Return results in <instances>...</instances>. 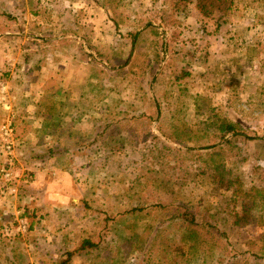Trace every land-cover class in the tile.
<instances>
[{
    "label": "rangeland",
    "instance_id": "obj_1",
    "mask_svg": "<svg viewBox=\"0 0 264 264\" xmlns=\"http://www.w3.org/2000/svg\"><path fill=\"white\" fill-rule=\"evenodd\" d=\"M174 2L0 0V264H179L185 210L187 264H264V0ZM233 174L253 226L225 213Z\"/></svg>",
    "mask_w": 264,
    "mask_h": 264
},
{
    "label": "trees",
    "instance_id": "obj_2",
    "mask_svg": "<svg viewBox=\"0 0 264 264\" xmlns=\"http://www.w3.org/2000/svg\"><path fill=\"white\" fill-rule=\"evenodd\" d=\"M189 0H175L173 4V8L179 9L180 4H184ZM237 0H195V8L200 12V14L203 17L210 18L212 16H217V20L223 19L231 14L234 4ZM140 34L137 32V42ZM136 41L135 36H133V44ZM165 51L167 50V45L165 44ZM168 52L170 54H177L178 52L175 51V49L172 46L168 47ZM186 75V74H185ZM184 77V75H182ZM179 78V77H178ZM182 78V77H180ZM199 110H202L201 107L197 104L195 107V111L199 112ZM198 116V114L196 115ZM209 118V124L213 125L215 123L214 118L216 116L213 115V113L210 111L208 114ZM218 122V130L221 133H233V136H237V125L234 123H231L229 121H217ZM30 126L24 122L20 125L19 128L15 130V136L16 138H23L24 135L29 131ZM20 135V136H19ZM252 139V138H247ZM228 173V171H227ZM231 173V172H230ZM232 177L235 179L234 183H227L228 188L230 186H233V196L235 197L233 199V202L237 200H242L240 203L236 202V205L229 206V209L225 211V213L230 216L231 219V226L237 227V228H245L248 226H253L257 222V217L254 215L253 211L256 210L257 206L259 205L260 198H257L254 192V188H250L248 190L243 188V185L241 182H239L238 178L233 174ZM221 182H224V176H221L219 178ZM231 181V180H229ZM258 195L261 192H256ZM238 198V199H237ZM262 204V203H261ZM197 218L191 214L188 213L187 210H185V214L180 216V221H182V228H185L184 233L180 235V240L175 245V250L177 253L174 256H167L166 257L168 261L175 262L178 258H181V262L183 261L184 264H187L191 261V254L197 253L201 247L205 245L204 239L202 238L199 228L202 226H199L197 223ZM206 228L208 229H214L216 230L217 227L213 226L212 224L206 223L204 224ZM89 246H93L88 241H85L79 248L83 249ZM165 250H170V248H165ZM201 252V251H200ZM170 254V253H169ZM74 255L73 252H67L66 257L67 259L62 262V264H68ZM150 260V258H149ZM179 262V264L181 263Z\"/></svg>",
    "mask_w": 264,
    "mask_h": 264
},
{
    "label": "built area",
    "instance_id": "obj_3",
    "mask_svg": "<svg viewBox=\"0 0 264 264\" xmlns=\"http://www.w3.org/2000/svg\"><path fill=\"white\" fill-rule=\"evenodd\" d=\"M10 124H8L5 128H3V135H4V137H5V140H8L9 138H10V136H11V129H10ZM7 149L8 150H10V147L8 146L7 147ZM22 224V226L19 228V229H23V230H25L26 229V227L24 226V224L23 223H21Z\"/></svg>",
    "mask_w": 264,
    "mask_h": 264
}]
</instances>
